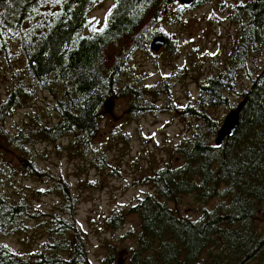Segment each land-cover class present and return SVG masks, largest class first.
<instances>
[{
  "label": "trees",
  "instance_id": "1",
  "mask_svg": "<svg viewBox=\"0 0 264 264\" xmlns=\"http://www.w3.org/2000/svg\"><path fill=\"white\" fill-rule=\"evenodd\" d=\"M101 2L0 0V50L7 53V40L16 41L31 80L14 84L0 101V121L37 87L53 98L56 117L52 124L39 123L36 135L22 130L6 134L0 128V143L25 150L24 143L33 136L49 141L69 136V149L85 151L100 129L105 102L125 95L131 96L130 111L136 115L172 110L196 118L200 125L176 148L183 163L167 164L143 178L155 193L139 198L131 208L140 217L141 232L129 264H264V69L249 77L241 93L237 90L241 72L264 46V0L232 5L231 17L239 26L232 54L200 85L196 104L183 109L158 107L144 98L135 102L142 91L122 83L133 54L151 50L156 35L166 36L171 47L169 36L156 26L164 9L177 0H114L103 23L94 24L90 14ZM230 95H241L246 102L236 133L216 146L212 137L220 123L207 109L229 105ZM18 159L29 173L50 175L33 156ZM67 186L56 179L51 187L67 207L63 213H50L42 248L23 254L0 243V264H90L85 238L66 216L75 210ZM191 194L198 202H222L212 210L204 208L203 218L194 221L168 204ZM39 216L29 201H11L0 193V236L24 232L23 221ZM119 222L120 215L109 219L113 227ZM108 260L112 263L111 256Z\"/></svg>",
  "mask_w": 264,
  "mask_h": 264
},
{
  "label": "rangeland",
  "instance_id": "2",
  "mask_svg": "<svg viewBox=\"0 0 264 264\" xmlns=\"http://www.w3.org/2000/svg\"><path fill=\"white\" fill-rule=\"evenodd\" d=\"M236 2L205 0L186 9L177 1L165 8L156 27L169 36L171 47L165 46L157 53L136 51L122 76V83L128 82L142 91L135 102L144 98L158 107L170 104L177 109L195 105L200 85L228 62L238 41L239 26L231 17ZM113 4L114 0H102L90 14L92 23H103ZM0 56L1 101L14 84L31 80L16 41L7 40V53L0 50ZM263 69L264 46L260 55L252 56L241 72L237 90L241 93L250 84L249 77ZM34 91L20 97L21 105L0 121L6 134L22 130L31 135L39 123L56 122L51 110L53 98L38 87ZM112 100L113 112L104 111L100 129L85 151L69 149V136L55 141L33 136L24 143L25 150L1 140L0 193L11 201H29L40 210L41 216L25 219L24 232L0 236V243L23 254L42 248L47 240L50 213H63L67 207L58 192L51 190L58 179L68 183V202L75 203V210L73 215L66 216L82 232L90 264L130 263L141 232L140 217L131 208L139 198L155 193L151 185L143 183V178L167 164L183 163L176 148L200 123L172 110L136 115L130 111V95ZM242 100L241 95H230L229 105L208 108L207 112L221 125L227 113ZM201 131L207 132L204 127ZM212 140L215 144V135ZM31 156L50 175L38 177L22 169L18 158ZM221 202L219 198L198 202L191 194L184 195L178 204H168L179 216L199 221L204 208L212 210ZM118 215L122 216V222L113 227L109 219ZM110 256L112 263L108 260Z\"/></svg>",
  "mask_w": 264,
  "mask_h": 264
},
{
  "label": "water",
  "instance_id": "3",
  "mask_svg": "<svg viewBox=\"0 0 264 264\" xmlns=\"http://www.w3.org/2000/svg\"><path fill=\"white\" fill-rule=\"evenodd\" d=\"M184 8H190L192 7L196 2L198 1H205V0H177ZM166 10V9H165ZM167 37L158 34L156 35L150 43V47L153 52H159L163 47L166 46L167 44ZM246 99L244 98L240 104H238L235 108L231 109L227 115L225 116L222 124L218 128L216 132V137H215V145L216 146H221L222 144L225 143L226 139L233 136L238 127H239V121L241 117V113L243 112V108L245 105ZM113 107H114V101L112 99H108L105 102L104 105V110L107 113H112L113 112Z\"/></svg>",
  "mask_w": 264,
  "mask_h": 264
},
{
  "label": "snow or ice",
  "instance_id": "4",
  "mask_svg": "<svg viewBox=\"0 0 264 264\" xmlns=\"http://www.w3.org/2000/svg\"><path fill=\"white\" fill-rule=\"evenodd\" d=\"M183 10V8H181V11Z\"/></svg>",
  "mask_w": 264,
  "mask_h": 264
},
{
  "label": "flooded vegetation",
  "instance_id": "5",
  "mask_svg": "<svg viewBox=\"0 0 264 264\" xmlns=\"http://www.w3.org/2000/svg\"><path fill=\"white\" fill-rule=\"evenodd\" d=\"M168 44V43H167Z\"/></svg>",
  "mask_w": 264,
  "mask_h": 264
}]
</instances>
